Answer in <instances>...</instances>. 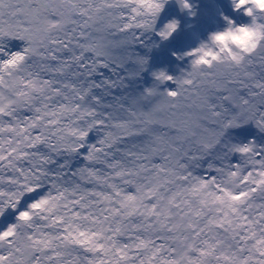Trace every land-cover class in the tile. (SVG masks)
Wrapping results in <instances>:
<instances>
[{"label": "snow or ice", "instance_id": "snow-or-ice-1", "mask_svg": "<svg viewBox=\"0 0 264 264\" xmlns=\"http://www.w3.org/2000/svg\"><path fill=\"white\" fill-rule=\"evenodd\" d=\"M169 3L0 0V220L14 214L0 228V264H264V143L255 138L264 136V4L232 0L246 26L223 17L254 37L247 46L216 51L201 41L176 57L187 60L179 75L153 71L150 86L124 97L122 118L100 110L112 105L97 90L131 88L147 70L136 49L177 32L175 20L157 30ZM176 3L195 15L190 0ZM13 40L20 50H8ZM112 65L126 75L92 79ZM166 82L174 87L161 91ZM249 128L255 136L243 142L227 135ZM129 137L146 140L122 153L125 163L111 150ZM81 149L86 166L71 175L106 190L61 184L62 173L50 181L53 156ZM217 150L221 166H208L216 175H194L193 163Z\"/></svg>", "mask_w": 264, "mask_h": 264}, {"label": "rangeland", "instance_id": "rangeland-1", "mask_svg": "<svg viewBox=\"0 0 264 264\" xmlns=\"http://www.w3.org/2000/svg\"><path fill=\"white\" fill-rule=\"evenodd\" d=\"M191 1L193 3L197 2V0H191ZM220 1L219 0H213V4L214 3L218 4ZM207 4H209V3L207 2ZM167 11L170 14L169 21L172 19H176L178 13L177 12L176 13L171 12L172 6H168ZM201 14H207V15L211 16V18L207 19V21H208L207 32H205V35H208L209 33L213 32V31L222 29L225 26L224 20L222 19V17H228V18L234 20L237 24L246 22V18L243 17L242 15H240L239 13L233 12L230 6H225L224 8L217 6V8H215V9H214V7H212L207 12L202 11ZM165 16H166V12H164L163 14H160V17H159L158 22H157V28H159L163 24H165L163 21ZM195 16H197V14H195ZM186 30H187L186 25H181L179 23V28H178L177 32L174 33L173 36L170 37L167 41H164V42H161L159 37H157L154 33L151 34V39L148 41V43L149 44L155 43L157 45V47H153L151 49V51H148L145 48H137L136 49V51H138L141 55H145L147 57L148 62H152V64L149 67L148 75L146 77H144L142 80H140V82H142L141 84H136L135 82H133L132 88L128 92L122 90L121 94L116 95V97H115V99L117 98L116 101H114L113 99L111 100V97H112L111 93L107 92V94H106L103 91L97 90V95H100L103 98V103L112 105L111 108H102L101 111H104L105 113L117 114L116 111H117L118 105H119V103H122L120 100H123L125 102L124 103L125 106H127L129 101L127 99H124V97H127L130 94H135L137 90H140L143 87H148L152 84L153 81L151 78V73L153 71L166 70V72L169 75L177 76L180 74V72L182 70H185L187 60L186 59L185 60H178L176 57L182 56L185 52L190 51L193 48H195L199 42L206 40V39H204V37H199L197 41H195V42H194V40L188 41L185 45L180 47L177 43H175V39L179 36L180 37L187 36L188 31H186ZM11 50L12 51H18V50H20V48L13 46ZM119 54L124 55V53H122V52ZM58 55L64 56L65 54H58ZM51 63L54 64L55 62H51ZM148 66H149V64L147 65V70H148ZM33 68H35V67H33ZM108 69L109 68H100L98 71V74L93 76L92 79H95L98 76H100V73L107 72ZM147 70L145 71V73L147 72ZM43 74H46V73L43 72ZM160 87H166L168 89H171V88H173V84H171V82H166L164 85H161ZM121 114H123L122 116L125 115L123 112H121ZM20 115L24 116V117H28V116H31L32 114L31 115H23L21 112ZM156 131L161 133V129L160 130L156 129ZM100 135H102V130H98V131H94V132L90 133L88 142H90L93 139L97 140V138ZM138 138L143 139V141L146 140V137H138ZM42 152H45L47 154L46 149L43 150ZM154 162H156V160ZM91 166L93 167V165H91ZM46 169L49 171L50 177H52L51 172L54 171V174L57 173L56 169L52 168V170H51L50 168H47V167H46ZM50 181H51V178H50Z\"/></svg>", "mask_w": 264, "mask_h": 264}, {"label": "trees", "instance_id": "trees-1", "mask_svg": "<svg viewBox=\"0 0 264 264\" xmlns=\"http://www.w3.org/2000/svg\"><path fill=\"white\" fill-rule=\"evenodd\" d=\"M13 46H16L17 48H21L22 42L15 41V40L7 42L8 50L12 51L11 49ZM33 67H35V68H33ZM33 67L30 69L31 71H33V72L39 71V68L37 66H33ZM114 67H115V65H112V67L109 68L107 72L100 73V76H98L94 80L97 83L101 82L102 80L114 81V80H117L118 75H122V74L126 75V73L124 72L123 69H116V73L114 74L112 71V68H114ZM41 75H43L44 78H50L48 73L43 74V72H41ZM143 78L144 77L141 74L140 80ZM5 79L7 80L8 78L5 77ZM173 87H174V85H173ZM165 88L166 87H160V90L163 91ZM122 90L128 92L127 89H123V88H119V87L107 90V92L112 94L111 100L113 99L114 101H116L117 100V98L115 99L116 95L121 94ZM103 92L105 93V91H103ZM185 95H187V94H185ZM194 100H195V97H189L188 99L183 101V104L184 105H191V104H193ZM120 101L123 104L125 103L123 100H120ZM171 111L172 110H169V113H168L169 115L171 114ZM175 111H177L179 113L181 110L177 109ZM183 111H186V112L187 111H195V109L185 107L183 109ZM116 112H117V114H112L114 117H121V118L123 117L122 116L123 114H121L122 111L119 109V107L117 108ZM22 114L23 115H31L32 113L27 112V111H22ZM157 129H159V130L161 129V133L168 131V129H165V128H159L158 127ZM240 131L241 130H239V129L229 130V133L227 135L234 137V138H237L242 142L246 141L249 138H253L255 136L253 129H252V131H253L252 136L249 138H243L242 135L239 134ZM255 138L259 143H264V136H255ZM95 142H96V140L93 139L89 143H95ZM143 142L144 141L141 138L129 137V138H126L121 143H119L116 146V148L112 149L111 151L115 154V159L122 160L125 163H128L127 158L125 156H123L122 153L129 152V151H137L138 152L140 150V147L142 146ZM43 150H45V149L42 148L41 151H43ZM85 154H86V152L83 149H81L80 155H76V156H70L67 153H65L63 155H54L53 158L56 160V163L45 165V167L50 168L51 170H52V168L56 169L57 173H62V179L59 181V183H61V184H68L69 186H72V184L80 183L81 187L83 189L92 190L95 188L96 190H106V189L98 188V186L94 182L93 183H83L79 180L78 177H73L71 175L72 172H75V171H77V169L83 168L86 166V162L82 159L83 155H85ZM219 155H222V153L220 152V150H217L216 152H214L208 156H205L203 159H201L197 162H194L193 166L190 168V170L196 176L211 178L212 176L216 175V173L214 171H210L208 166H209V164H213L216 167H220L222 162L220 159H218ZM109 159L111 160L112 156H110ZM65 162L67 163L68 167H66L64 169H60L59 165L65 163ZM231 162L237 163V162H239V158L233 157L231 159ZM155 163H160V161L158 159H156ZM22 166L28 167L29 165L27 164V162H24ZM89 167H92V166L90 165ZM92 168L98 170L102 175L108 171V169H106L102 164H95V165H93ZM51 174H52V176L56 175V174H54V171L51 172ZM4 175L7 176V175H10V173H5ZM50 178H52V177H50ZM128 190L131 191L130 188ZM121 242L126 243L128 241L122 237ZM81 255L83 256L86 254L81 253Z\"/></svg>", "mask_w": 264, "mask_h": 264}, {"label": "clouds", "instance_id": "clouds-1", "mask_svg": "<svg viewBox=\"0 0 264 264\" xmlns=\"http://www.w3.org/2000/svg\"><path fill=\"white\" fill-rule=\"evenodd\" d=\"M207 2L209 4H207ZM190 3L192 5L193 12L195 14H197V16H195V15L189 16L185 11H182L180 5L178 3H176V0H170V3L165 6V8L163 9V11L161 13V14H163L164 12L167 13L168 12L167 11L168 6H172V11L171 12L172 13H176V12L178 13L176 19H172V20H175L177 22L178 28H179V23L181 25H186V27H187V30L186 31H188V35H192L191 34V31H195L196 30V28L198 27V25L201 23V20L202 19L211 18L210 15L201 14V12L202 11L203 12H207L212 7H214V9H215V8H217V6H220V7H223V8L225 6H230L233 12L239 13L240 15H242V13L237 12V11H235L233 9L232 0H221L218 4L217 3L216 4L215 3L213 4V0H211V1L210 0H197L196 3H193L190 0ZM261 4H264V0H258L257 7H259ZM259 14H261V13H258V15ZM169 18L167 20H165L164 23H167V22L172 21V20L169 21ZM245 18H246V22L240 23V24H237L233 20V25H235L236 27L246 26L247 25V22H248V18L247 17H245ZM222 19H223V17H222ZM224 24H225V26L222 29L213 31V32L209 33L208 35H205L204 34V35L200 36V37H204V39H206L204 42L209 43L210 46L214 50L218 51L220 48H223V47H228V48H232L233 50H235L237 48H242V47L247 46L254 39V37L250 33H248V32H238V31H235L233 25H228V24L225 23V21H224ZM159 28H157V30ZM230 29H231V31H230ZM216 34H220L222 36V39L221 40H218V41H209V40H207V37L213 36V35H216ZM198 38L197 37H193V36H188L186 38V41L185 42H181V41L178 40V38H176L175 39V43L177 42V44L181 47V46L185 45L188 41H192V40H194V42L197 41ZM160 41L161 42H164V41H167V40H160ZM148 64H149V66H148L147 72L146 73L145 72L142 73V76L143 77H146L148 75V73H149V67L152 64V62H148ZM157 71H166V70H157ZM135 83L136 84H141L142 82H140V79H138L137 81H135ZM131 88H128L127 90L129 91ZM246 130L252 131V129H246ZM239 134H240V132H239ZM245 136L242 135L243 138H249V137L252 136V134L245 135Z\"/></svg>", "mask_w": 264, "mask_h": 264}, {"label": "water", "instance_id": "water-1", "mask_svg": "<svg viewBox=\"0 0 264 264\" xmlns=\"http://www.w3.org/2000/svg\"><path fill=\"white\" fill-rule=\"evenodd\" d=\"M169 17H170V14L167 12L165 18L163 19V21L167 20ZM207 23H208L207 19H202L201 20V23L198 25V27L196 28V30L195 31H191V34L192 35H187L185 37H180L179 36V37H177L178 40L181 41V42H185L186 41V38L188 36H193V37H197L198 38V37L204 35L205 32H207ZM250 134H252V131H250V130H242V131H240V135H243V136L250 135ZM27 199H30V198H26V200ZM13 217H14V214L10 212L7 215L6 218L0 220V228H3L7 223L13 222Z\"/></svg>", "mask_w": 264, "mask_h": 264}]
</instances>
